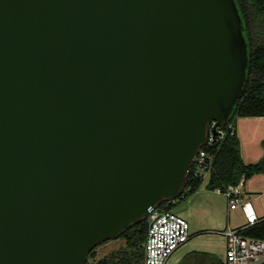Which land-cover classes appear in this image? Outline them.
<instances>
[{
	"label": "water",
	"instance_id": "95a60500",
	"mask_svg": "<svg viewBox=\"0 0 264 264\" xmlns=\"http://www.w3.org/2000/svg\"><path fill=\"white\" fill-rule=\"evenodd\" d=\"M247 62L234 0H0V264H86L183 198Z\"/></svg>",
	"mask_w": 264,
	"mask_h": 264
},
{
	"label": "trees",
	"instance_id": "16d2710c",
	"mask_svg": "<svg viewBox=\"0 0 264 264\" xmlns=\"http://www.w3.org/2000/svg\"><path fill=\"white\" fill-rule=\"evenodd\" d=\"M234 1L241 18L242 35L247 44L248 62L242 94L228 122L233 126L236 118L264 117V0ZM208 152L214 155V170L206 186L210 191L217 188L234 189L251 177L264 174V158L256 164L246 165L243 163L236 134L230 136L226 132L220 143L209 149ZM201 184V180H195L189 176L184 187L185 196L171 204L162 202L156 207V210L172 211L180 201L187 200L195 194ZM146 231L147 222L145 219L132 225L116 238L125 241L127 251L114 254L110 258L99 260L93 264H142ZM245 235L264 239V221L248 228ZM94 251L95 249L88 257H92Z\"/></svg>",
	"mask_w": 264,
	"mask_h": 264
},
{
	"label": "built area",
	"instance_id": "2783aa9c",
	"mask_svg": "<svg viewBox=\"0 0 264 264\" xmlns=\"http://www.w3.org/2000/svg\"><path fill=\"white\" fill-rule=\"evenodd\" d=\"M235 135V127L229 123L216 127L210 122L207 130V140L200 147L193 159L189 176L192 179L209 180L214 170V155L208 152L223 139L225 133ZM188 176V177H189ZM242 183L234 189L214 190L215 194L223 195L227 201V213L239 210L246 224L238 228L227 226L220 231L224 239L223 264H263L264 239H256L245 235L248 228L264 221H259L250 202L244 200L241 192ZM147 231L143 243L142 264H167L171 255L183 247L191 238L189 224L172 211H158L149 208L145 218Z\"/></svg>",
	"mask_w": 264,
	"mask_h": 264
},
{
	"label": "rangeland",
	"instance_id": "374dc122",
	"mask_svg": "<svg viewBox=\"0 0 264 264\" xmlns=\"http://www.w3.org/2000/svg\"><path fill=\"white\" fill-rule=\"evenodd\" d=\"M239 118H236L237 121ZM234 121V122H235ZM242 160L246 164H256L264 158V121H241ZM257 127V128H256ZM208 181L203 180L198 191L187 200L180 201L172 212L180 215L189 224L190 232L197 233L194 241L199 251H208L222 261L224 257V240L219 232L228 225L238 228L246 221L239 210L227 213V201L223 195L215 194L206 188ZM246 188L262 194L260 203L264 204V174L255 175L246 182ZM228 224V225H227ZM125 241L116 239L98 246L86 263L93 264L99 260L110 258L114 254L126 252Z\"/></svg>",
	"mask_w": 264,
	"mask_h": 264
},
{
	"label": "crops",
	"instance_id": "0c3cea01",
	"mask_svg": "<svg viewBox=\"0 0 264 264\" xmlns=\"http://www.w3.org/2000/svg\"><path fill=\"white\" fill-rule=\"evenodd\" d=\"M250 119H253L259 122L264 121V117L239 118L234 123L236 138L239 141L241 159H242V143H241L240 137L242 136L241 135V132H242L241 124L243 123L241 121H249ZM246 165H251V164H246ZM249 181L250 179L242 183L241 192L243 194L244 200L250 202V204L252 205L256 218L259 221H261L264 218V204L260 203L259 201L260 198L262 197V194L255 193L253 191L248 190L246 188V182H249ZM190 233H191L190 240L183 247H181L180 249H178L171 255V257L167 261V264H223L224 257L221 261L217 257H214V255L210 254V252L208 251L202 252V251L197 250L195 248L194 241L197 239V237L195 238V236L199 234L194 233V232H190ZM224 249H225V244H224Z\"/></svg>",
	"mask_w": 264,
	"mask_h": 264
}]
</instances>
